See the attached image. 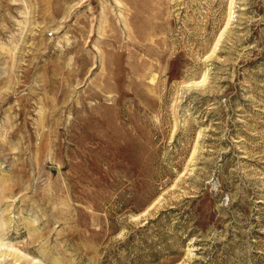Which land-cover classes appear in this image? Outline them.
Wrapping results in <instances>:
<instances>
[{
	"label": "rangeland",
	"instance_id": "374dc122",
	"mask_svg": "<svg viewBox=\"0 0 264 264\" xmlns=\"http://www.w3.org/2000/svg\"><path fill=\"white\" fill-rule=\"evenodd\" d=\"M0 264H264V0H0Z\"/></svg>",
	"mask_w": 264,
	"mask_h": 264
},
{
	"label": "bare ground",
	"instance_id": "6f19581e",
	"mask_svg": "<svg viewBox=\"0 0 264 264\" xmlns=\"http://www.w3.org/2000/svg\"><path fill=\"white\" fill-rule=\"evenodd\" d=\"M205 81V76L202 78V80L201 81H199V82H197V84H200V83H202L203 84V82Z\"/></svg>",
	"mask_w": 264,
	"mask_h": 264
}]
</instances>
